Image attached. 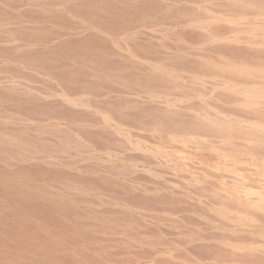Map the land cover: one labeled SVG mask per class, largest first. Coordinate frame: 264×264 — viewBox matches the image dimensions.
<instances>
[{
	"label": "rangeland",
	"instance_id": "rangeland-1",
	"mask_svg": "<svg viewBox=\"0 0 264 264\" xmlns=\"http://www.w3.org/2000/svg\"><path fill=\"white\" fill-rule=\"evenodd\" d=\"M0 264H264V0H0Z\"/></svg>",
	"mask_w": 264,
	"mask_h": 264
}]
</instances>
